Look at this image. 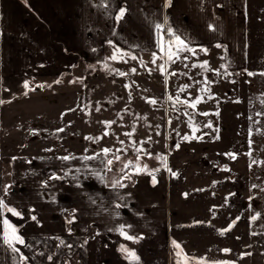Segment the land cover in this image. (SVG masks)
I'll use <instances>...</instances> for the list:
<instances>
[{"label":"crops","instance_id":"obj_1","mask_svg":"<svg viewBox=\"0 0 264 264\" xmlns=\"http://www.w3.org/2000/svg\"><path fill=\"white\" fill-rule=\"evenodd\" d=\"M26 1L34 14L20 11L14 0H0L3 78L69 70L74 61L60 65L58 52L82 56L87 52L151 51L155 25L163 23V11L166 30L168 14L175 20L191 16L196 34L191 40L183 39L189 47L249 52L248 68L250 52H264V19L257 17V10L263 12L264 0H197L193 9L176 12L179 0ZM121 8L124 15L117 19ZM150 8L161 13L153 25L147 21ZM145 25L152 33L148 49L144 47L148 42L140 35V27ZM226 64L229 66L227 58ZM173 156L175 161L162 170L165 175L160 178L162 195L158 200L163 208L156 221L147 205L125 202L138 194L143 179L132 187L108 188V169L101 163L104 159L72 158L57 163L45 156L14 159L10 163L0 159V197L22 214L21 218L6 212L0 219L7 218L17 226L26 242L15 243L19 252H14L0 239V264H133L119 250L121 245L135 251L139 257L135 264H176L178 249L172 241L181 245L183 253L206 257L209 264L233 263L236 235L244 229L240 228L243 217L235 213V192L225 176L227 171H218V165L202 159L184 156L190 159L186 161L183 155ZM94 172L96 176L90 175ZM6 186L10 187L5 194ZM213 201L217 202L216 209ZM246 219L244 227L249 230L251 214ZM68 220L73 222L69 224ZM233 221L230 231H218ZM121 225L128 234L140 237L139 241L121 236ZM223 249L231 251L225 253ZM21 254L28 259L21 260Z\"/></svg>","mask_w":264,"mask_h":264},{"label":"rangeland","instance_id":"obj_2","mask_svg":"<svg viewBox=\"0 0 264 264\" xmlns=\"http://www.w3.org/2000/svg\"><path fill=\"white\" fill-rule=\"evenodd\" d=\"M14 1L20 11L34 14L26 0V7L21 0ZM196 1L179 0L174 12L193 9ZM160 16L157 9L150 8L147 21L156 24ZM257 17L264 19V9L263 12L257 10ZM167 20L173 36L185 41L195 36L191 16L175 20L168 14ZM162 21V28L154 31L151 51L87 52L91 59L76 52H58L60 65H65L67 60L71 65L74 61L69 70L0 77V101H4L0 103V159L10 163L14 158L45 156L57 163L66 156L75 160L94 156L91 161L114 160V156H120L108 170L107 187L114 188L110 183L126 174L130 175L127 180L132 184L123 188L132 187L143 179L138 194L126 198L125 202L147 205L155 221L163 208L158 200L162 195L159 182L165 175L162 173L165 166L157 155L166 156L168 165L175 161L173 155H183L218 165V171L227 168L225 176L235 192V213L243 217L240 228L244 229L236 235L239 239L236 237L230 264H264V135L260 134L264 132V115H257L264 113V52H250L249 68V52H224L221 48L196 50L195 55L182 51L179 59L173 57L174 63H166V56L159 57L168 51L169 45L173 51L180 45L167 41L164 11ZM262 33L264 42V26ZM140 35L148 42L152 36L148 25L140 27ZM147 44L143 45L146 49L149 42ZM120 53L127 55L120 59ZM153 53H156L155 63ZM113 54H117V60L110 58ZM132 56L136 59H131ZM226 58L229 66L225 65ZM205 61L207 71L199 67ZM162 64L164 72L159 68ZM249 72L253 75H248ZM25 82L28 88L24 87ZM184 85L189 87L180 91ZM197 97L201 102L195 108L183 103H191ZM103 122L114 123L106 126ZM208 124L211 127H207ZM192 128L198 131L193 133ZM185 135L188 140L183 139ZM133 145L151 153V157L144 151L137 153ZM105 148L112 150L106 156L102 151ZM138 155L141 166L146 164L148 170L159 169L153 173L155 184L152 176L144 171L140 174H135L132 168L121 171L127 161L137 162ZM90 175L96 176L97 172ZM146 186L151 188L146 190ZM213 202L216 209L217 202ZM199 203L204 205L205 201ZM256 213L261 216L250 220L248 230L244 227L246 215L252 217Z\"/></svg>","mask_w":264,"mask_h":264},{"label":"snow or ice","instance_id":"obj_3","mask_svg":"<svg viewBox=\"0 0 264 264\" xmlns=\"http://www.w3.org/2000/svg\"><path fill=\"white\" fill-rule=\"evenodd\" d=\"M170 2H171V0H169V3ZM124 11L125 10L123 8L120 9V14L117 17V19L123 17ZM155 27H156V29L159 30V29L162 28V25L161 24H156ZM167 34L169 36H172L173 35L171 28H168L167 29ZM176 40L179 42L180 47H178L175 51H173L172 48H171V45H169L168 51L164 52V55L161 56V57H159L160 59H164V57L166 56L167 57L166 63H168V62L174 63L175 61H174L173 57H175L176 59H179L180 58V52H182V51L191 52L193 55L196 54V50L193 49V48L188 47L187 44L183 40H181L179 36L176 37ZM217 47H219V45H217ZM203 50L206 51V49H203ZM116 51L119 52V50H116ZM124 55H127V54L126 53H120L119 54V58L122 59ZM153 57H154L153 63H155L156 53H153ZM110 58L112 60H117L118 59V56H117V54H113ZM131 59L135 60L136 57L135 56H132ZM184 59L186 60L187 57L185 56ZM185 66L187 67V65H185ZM196 66L197 65H193V67H196ZM199 67L204 68V70L207 71L208 70V68H207V61H205L203 64L199 65ZM159 68H160L161 72H164L166 70L164 68V65L163 64L162 65H159ZM132 71L135 72L136 69L133 68ZM175 74L176 73H172V75H175ZM262 74H264V73H262ZM120 75H125V73H120ZM248 75H253V73H250L249 72ZM56 82L59 83V81H56ZM24 87L25 88H28L29 87V85H28L27 82H25ZM188 87H189V85H184L180 89V91H184ZM25 95H27V93H25ZM171 99H172V97L169 96V100H171ZM176 100L179 102V96L178 95L176 97ZM3 102L4 101H0V103H3ZM150 102L153 103V104L156 103L155 100H151ZM200 102H201V98L200 97H197L195 99V101H193L191 103L188 102V101H184L183 103L188 104V106H190L192 108H195L196 107V104H198ZM97 110H99V109H97ZM201 114L207 115V113H201ZM257 115H264V113H257ZM103 123H105L106 126H109L111 123H114V122H103ZM192 123H193V121L190 118L189 119V126L190 127L192 126ZM206 126L207 127H211V124H208ZM57 131H63V129H58ZM192 131H193V133H195L196 131H198V129L197 128H192ZM260 134L264 135V132H261ZM105 135H107V133H105ZM125 135H129L130 136L131 133H125ZM86 139H94V138L93 137H86ZM150 139H151V137H149V140ZM183 139L184 140H188L189 137L187 135H185L183 137ZM146 142L147 141H145L144 143H146ZM121 144H123V141H121ZM133 147L135 148V145H133ZM176 147H179V145L177 144ZM102 151H103V153L106 156L112 150L111 149H108V148H105ZM117 151H119V150H117ZM135 151L137 153H140V152L144 151L145 154L148 155L149 157H151V155H152L151 153L146 152V150H144L143 148H135ZM250 154L251 153H249V155ZM225 155H228L230 157L233 156L232 153H226ZM156 158L159 159V160H161L162 163L164 164V166L167 167V164H166V159L167 158H166V156L157 155ZM62 159L68 160L69 157H67V156L66 157H62ZM83 159L90 160V159H95V157L94 156L93 157H84ZM120 159H121L120 156H114V160L119 161ZM139 159H140V157L138 155L137 156V162L134 163L131 160L127 161L126 163H124L123 168L121 169V171L124 172V170L125 169H128V168H132L134 170L135 174H140L141 171H144L147 174H149V175L152 176L153 184H155L156 183V178H155V175H153V173L156 172V171H159V169L148 170V166L146 164H144L143 166H141L138 163ZM114 160L113 159L102 160L101 163L104 164L105 167L110 171L111 170V167L110 166L113 164ZM168 170L171 171V169H168ZM224 170L225 171H228L227 168H225ZM173 175H175V173H173ZM52 178L55 179L57 177L54 176ZM124 178L125 179H130L131 177H130V175L126 174L124 176ZM117 186H119V187H125V185L122 184L120 182V180L113 181L112 187L115 188ZM7 187H10V186H6L5 187V189H4L5 194L7 193ZM255 187H257V186L256 185H253V188H255ZM262 190H264V189H262ZM121 199H123V197H121ZM249 199L251 200L252 197H250ZM117 207H120V205L118 204ZM6 212L7 213H11V215H13V216L21 217L22 218V214L20 212H18L14 207H10L8 204L5 203V200L3 199V197H0V218L4 217V214ZM260 216H261L260 213H256L255 215H253L251 217V219H252V221H255ZM31 219L35 220L36 217L35 216H32ZM237 219H239V217ZM72 222H73L72 220H68L67 221V223H69V224H71ZM234 223L235 222L233 221L231 224H229L228 228H226V229H220L218 231H220L221 234H223V233H225L227 231H230L231 230V227L234 226ZM0 224H2V226H3V231H2V233H0V239H2L4 243L8 244L9 247H11L14 252H19V249H17L14 246V244L15 243H19L21 245H25L26 242L23 239V237H21L18 234V231H19L18 227L15 226V225H13V224H11L10 221L7 218L0 219ZM127 227L130 228L131 226L129 225ZM119 232H120V235L121 236H123L125 239H127L129 241L138 242L139 239H140V237H136L134 235L128 234V232L125 231V226L124 225H121L119 227ZM237 239H239V237H237ZM61 243H63V241H61ZM172 244H173V246L176 249H178V251L176 252V256L178 257V259L176 261V264H209V261L207 260L206 257H195L194 254L183 253V249L181 248V245L178 242L172 241ZM119 250L122 251V252H124V253H126L127 254L126 255V258H128L130 261H132L133 264H135V262H138L139 257L137 256V254L135 253L134 250L128 249V248H126L123 245L120 246V249ZM222 251L225 252V253H229L231 250L230 249H223ZM248 254H250V253H248ZM181 256H183V259H180ZM26 259H28V258L27 257H24L21 254V260H26ZM48 259L51 260L52 257L49 256ZM210 264H230V262L229 261H211Z\"/></svg>","mask_w":264,"mask_h":264},{"label":"trees","instance_id":"obj_4","mask_svg":"<svg viewBox=\"0 0 264 264\" xmlns=\"http://www.w3.org/2000/svg\"><path fill=\"white\" fill-rule=\"evenodd\" d=\"M22 1V3H23V6L24 7H26L27 6V4H26V1L25 0H21ZM167 41L169 42V43H171V44H177V43H179L177 40H176V36H167ZM192 48V47H191ZM193 49H195V50H201L202 48H193ZM108 171V170H107ZM5 176H6V178H9L10 177V174H9V172L6 170V174H5ZM115 179V178H114ZM116 180H120V182L122 183V184H124L125 186L126 185H130V184H132V181L130 182L129 180H127V179H125V178H119V177H117L116 178ZM114 181V180H113ZM113 183V182H112ZM112 183H110V184H112Z\"/></svg>","mask_w":264,"mask_h":264},{"label":"water","instance_id":"obj_5","mask_svg":"<svg viewBox=\"0 0 264 264\" xmlns=\"http://www.w3.org/2000/svg\"><path fill=\"white\" fill-rule=\"evenodd\" d=\"M37 90H38V88H37Z\"/></svg>","mask_w":264,"mask_h":264}]
</instances>
